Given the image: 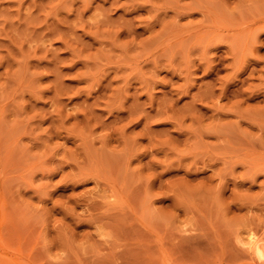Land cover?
<instances>
[{
  "label": "rangeland",
  "instance_id": "rangeland-1",
  "mask_svg": "<svg viewBox=\"0 0 264 264\" xmlns=\"http://www.w3.org/2000/svg\"><path fill=\"white\" fill-rule=\"evenodd\" d=\"M0 264H264V0H0Z\"/></svg>",
  "mask_w": 264,
  "mask_h": 264
},
{
  "label": "bare ground",
  "instance_id": "bare-ground-1",
  "mask_svg": "<svg viewBox=\"0 0 264 264\" xmlns=\"http://www.w3.org/2000/svg\"><path fill=\"white\" fill-rule=\"evenodd\" d=\"M198 3H199V2H198ZM203 4H205V3H203ZM209 6H210V4H209ZM201 7H202V6H201ZM192 9H194V8H192ZM192 9H191V10H192ZM183 10H184V9H183ZM188 11H189V10H188ZM190 12H191V11H190ZM201 15H202V14H201ZM205 16H206V15H205ZM216 19H217V18H216ZM205 22H206V21H205ZM216 22H217V21H216ZM199 23H200V22H199ZM220 25H221V24H220ZM197 27H198V26H197ZM195 28H196V27H195ZM195 28H193V29H195ZM191 29H192V28H191ZM202 29H203V28H202ZM196 30H197V29H196ZM200 31H201V30H200ZM203 31H206V30H203ZM203 31H202V32H203ZM208 33H209V32H208ZM208 33H207V34H208ZM210 33H211V32H210ZM203 35H204V34H203ZM215 35H216V34H215ZM164 258H165V257H164ZM166 260H167V259H166Z\"/></svg>",
  "mask_w": 264,
  "mask_h": 264
}]
</instances>
